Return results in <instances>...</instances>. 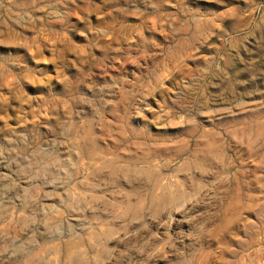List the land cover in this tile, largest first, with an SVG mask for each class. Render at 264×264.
Instances as JSON below:
<instances>
[{"label": "rangeland", "instance_id": "obj_1", "mask_svg": "<svg viewBox=\"0 0 264 264\" xmlns=\"http://www.w3.org/2000/svg\"><path fill=\"white\" fill-rule=\"evenodd\" d=\"M0 264H264V0H0Z\"/></svg>", "mask_w": 264, "mask_h": 264}]
</instances>
